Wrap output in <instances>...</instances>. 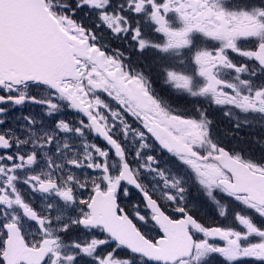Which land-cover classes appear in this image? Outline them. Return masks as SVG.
Here are the masks:
<instances>
[{
    "label": "snow or ice",
    "instance_id": "obj_1",
    "mask_svg": "<svg viewBox=\"0 0 264 264\" xmlns=\"http://www.w3.org/2000/svg\"><path fill=\"white\" fill-rule=\"evenodd\" d=\"M0 264H264V0H0Z\"/></svg>",
    "mask_w": 264,
    "mask_h": 264
},
{
    "label": "flooded vegetation",
    "instance_id": "obj_2",
    "mask_svg": "<svg viewBox=\"0 0 264 264\" xmlns=\"http://www.w3.org/2000/svg\"><path fill=\"white\" fill-rule=\"evenodd\" d=\"M215 115L217 116V120H218V124H219V114L215 113Z\"/></svg>",
    "mask_w": 264,
    "mask_h": 264
},
{
    "label": "rangeland",
    "instance_id": "obj_3",
    "mask_svg": "<svg viewBox=\"0 0 264 264\" xmlns=\"http://www.w3.org/2000/svg\"><path fill=\"white\" fill-rule=\"evenodd\" d=\"M209 218H214L212 213H209Z\"/></svg>",
    "mask_w": 264,
    "mask_h": 264
}]
</instances>
